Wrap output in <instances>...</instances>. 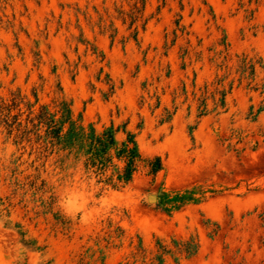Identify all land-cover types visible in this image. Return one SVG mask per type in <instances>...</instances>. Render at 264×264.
I'll use <instances>...</instances> for the list:
<instances>
[{
    "label": "rangeland",
    "instance_id": "obj_1",
    "mask_svg": "<svg viewBox=\"0 0 264 264\" xmlns=\"http://www.w3.org/2000/svg\"><path fill=\"white\" fill-rule=\"evenodd\" d=\"M135 6L0 0V264H264V0H147L137 41ZM60 97L136 135L146 162L129 186L8 133V109L25 124Z\"/></svg>",
    "mask_w": 264,
    "mask_h": 264
},
{
    "label": "trees",
    "instance_id": "obj_2",
    "mask_svg": "<svg viewBox=\"0 0 264 264\" xmlns=\"http://www.w3.org/2000/svg\"><path fill=\"white\" fill-rule=\"evenodd\" d=\"M141 2L142 8L135 6L136 12L128 14L131 18V28L135 27L138 21L139 16L136 13L145 10L147 0H141ZM119 12L122 15L125 14L123 11ZM133 37L136 41L138 40V27L134 28ZM255 65L250 61L249 67H245L250 70L252 76L256 74ZM35 97L38 103L36 93ZM34 106L28 105L29 114L25 124L20 120L21 114L13 115L10 120L11 109H8L3 122L9 134H12L14 130L20 133V142L38 144L42 151L47 153V158L56 156V162L62 168L81 165L86 174L98 179V183L113 189H124L133 182L141 165L146 162L136 135L127 129L126 124L116 127L112 123L101 129H98L95 123L86 125L82 115L75 117L71 102L64 97L56 99L53 108L50 105H42L37 113L34 111ZM120 132L125 135L124 139L119 138ZM148 166L152 174L158 173L163 168L161 158L156 157L148 161ZM198 192L197 189H193L176 194L171 201L173 207L179 208L185 203L198 201L195 198ZM19 232L22 236L21 242L26 248L40 249L35 241L26 239V234ZM184 247L185 251L192 255L197 252L199 245L191 241L184 244ZM160 249L165 254L170 253L164 246H160ZM159 259L163 261L162 255Z\"/></svg>",
    "mask_w": 264,
    "mask_h": 264
},
{
    "label": "water",
    "instance_id": "obj_3",
    "mask_svg": "<svg viewBox=\"0 0 264 264\" xmlns=\"http://www.w3.org/2000/svg\"><path fill=\"white\" fill-rule=\"evenodd\" d=\"M153 199H155V196H151V197H150V200H153Z\"/></svg>",
    "mask_w": 264,
    "mask_h": 264
}]
</instances>
